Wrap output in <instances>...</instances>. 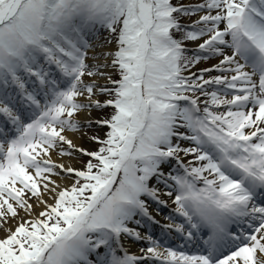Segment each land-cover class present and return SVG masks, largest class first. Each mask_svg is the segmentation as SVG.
Returning a JSON list of instances; mask_svg holds the SVG:
<instances>
[{"label": "snow or ice", "instance_id": "6c2138e0", "mask_svg": "<svg viewBox=\"0 0 264 264\" xmlns=\"http://www.w3.org/2000/svg\"><path fill=\"white\" fill-rule=\"evenodd\" d=\"M0 233V264H264V0H0Z\"/></svg>", "mask_w": 264, "mask_h": 264}, {"label": "bare ground", "instance_id": "6f19581e", "mask_svg": "<svg viewBox=\"0 0 264 264\" xmlns=\"http://www.w3.org/2000/svg\"><path fill=\"white\" fill-rule=\"evenodd\" d=\"M109 48H111V47H109ZM100 117H101V116H99L98 112L94 110V111L91 113V116H88V114L85 113V114L80 115L79 118L81 119V121H84L85 119H97V118H100ZM72 138H73L74 141H75L76 143H78L80 146H82V147H84V148H88V149H90L91 142L88 140L87 137H83V138H81L79 135H76V136H73ZM53 158H54V159H57L58 161H60V158H59L58 156H56V154H53ZM82 158H83V156H79L78 159H72V160H69L68 158H64L62 162H64V163H71V164H73L74 166H76V167L79 168V167H81V166L83 165ZM165 171H168V169L165 168ZM65 183H66V184H70L71 181H70V180H66ZM165 198L167 199V197H165ZM169 202H171V201H169ZM0 235H3V233H0ZM130 249H131L132 251L136 252V253H138V252L140 251V248H138V247H136V246H133V245L130 246Z\"/></svg>", "mask_w": 264, "mask_h": 264}, {"label": "rangeland", "instance_id": "374dc122", "mask_svg": "<svg viewBox=\"0 0 264 264\" xmlns=\"http://www.w3.org/2000/svg\"><path fill=\"white\" fill-rule=\"evenodd\" d=\"M182 2H184V3H194V2H197V0H182ZM104 35H106V34H104ZM110 46L114 47V45H110ZM209 65L210 64L208 62V63L202 64V65H198L197 68H199V67H207ZM194 70H196V69H194ZM95 111H97L99 116H101V117H103V114L109 113V111L106 110V109L105 110H95ZM85 131L88 132L89 135L99 134V135L103 136L104 132H106V129H98L95 125H93V127L91 129H85ZM96 147H97V145L91 142L90 149L94 150ZM85 160H87V159H85Z\"/></svg>", "mask_w": 264, "mask_h": 264}]
</instances>
